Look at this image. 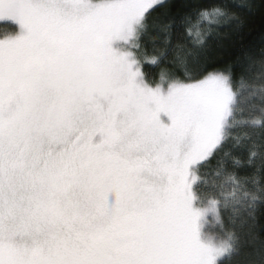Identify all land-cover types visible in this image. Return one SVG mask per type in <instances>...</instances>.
<instances>
[{"label":"rangeland","instance_id":"374dc122","mask_svg":"<svg viewBox=\"0 0 264 264\" xmlns=\"http://www.w3.org/2000/svg\"><path fill=\"white\" fill-rule=\"evenodd\" d=\"M163 1L0 0V264L227 255L194 165L223 138L235 92L222 72L144 79L131 47Z\"/></svg>","mask_w":264,"mask_h":264},{"label":"trees","instance_id":"16d2710c","mask_svg":"<svg viewBox=\"0 0 264 264\" xmlns=\"http://www.w3.org/2000/svg\"><path fill=\"white\" fill-rule=\"evenodd\" d=\"M131 48L152 85L229 76L232 118L195 163L193 195L200 206L218 203V238L230 245L218 264H264V0H165L146 13Z\"/></svg>","mask_w":264,"mask_h":264}]
</instances>
